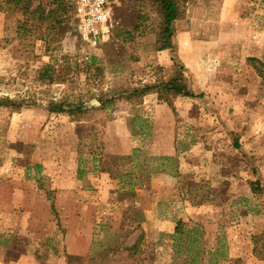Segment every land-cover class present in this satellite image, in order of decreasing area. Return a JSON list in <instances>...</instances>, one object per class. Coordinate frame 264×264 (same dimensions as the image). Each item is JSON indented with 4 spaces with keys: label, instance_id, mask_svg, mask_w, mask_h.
<instances>
[{
    "label": "rangeland",
    "instance_id": "374dc122",
    "mask_svg": "<svg viewBox=\"0 0 264 264\" xmlns=\"http://www.w3.org/2000/svg\"><path fill=\"white\" fill-rule=\"evenodd\" d=\"M39 1L63 19L47 40L0 0V98L22 104L0 106V264H264V0H179L165 49L154 0H111L96 46Z\"/></svg>",
    "mask_w": 264,
    "mask_h": 264
},
{
    "label": "trees",
    "instance_id": "16d2710c",
    "mask_svg": "<svg viewBox=\"0 0 264 264\" xmlns=\"http://www.w3.org/2000/svg\"><path fill=\"white\" fill-rule=\"evenodd\" d=\"M4 3V6H6L7 10H10L14 7H18L22 9L23 11V17L22 19H18V25H17V32L20 34H28L32 31L34 28L35 23H31L32 19H36V21L39 22H44V20L49 19V24L45 26L44 30L47 32L45 36L42 35V32L45 31H39V36L41 35L42 37H45V40L50 38V33L53 32L55 34V29L57 26L61 25L63 22L62 18H58L55 16V9H49L46 12V17H45V11L43 8V3L39 1L33 8L30 9L31 7V1L32 0H2ZM51 3H56L57 6L60 7H65L66 9H72V4L70 1H63V0H51ZM154 3L158 6V12L160 15L163 17L164 21V28L162 35L160 36L158 41L160 42L159 49H165L170 47V24L178 17L180 14V2L179 0H154ZM0 8H1V3H0ZM35 15H37L35 17ZM35 28H40L35 24ZM62 30H65L64 27L60 26ZM251 65L253 68L256 70L257 74L261 78V81L264 83V62L257 58H250L249 59ZM37 79L40 80L41 82H45L47 84L55 83L57 81H62L63 78L61 77V74L56 70L54 64L47 63L42 65L38 71H37ZM156 91L160 94H165V101H168L169 99V94H174L178 95L181 93V85H180V79L178 77H174L170 79L167 82H159V83H154V84H145L140 87H134L130 90L127 91V99L130 101L138 102L140 101V98L149 93L150 91ZM21 106L22 104H18L14 101H12L9 98H0V106ZM102 105V102H101ZM65 106V103L63 101H57V102H52L49 105V109L54 112H60L63 111ZM70 111L72 113H76L77 111H82L84 112L83 105L82 103L78 105H71L70 106ZM47 199L50 200V207L53 213H56L55 210V205L52 200V196L50 192H47ZM197 225H185L182 223H179L175 226L174 228V236L178 235H187L188 237H191L192 240L195 241V238L190 235V232H197L198 228L196 227Z\"/></svg>",
    "mask_w": 264,
    "mask_h": 264
},
{
    "label": "built area",
    "instance_id": "2783aa9c",
    "mask_svg": "<svg viewBox=\"0 0 264 264\" xmlns=\"http://www.w3.org/2000/svg\"><path fill=\"white\" fill-rule=\"evenodd\" d=\"M79 38L91 46L110 36L111 0H69Z\"/></svg>",
    "mask_w": 264,
    "mask_h": 264
}]
</instances>
